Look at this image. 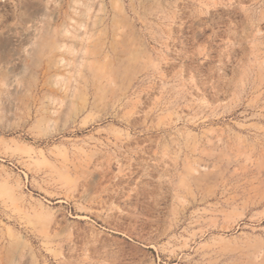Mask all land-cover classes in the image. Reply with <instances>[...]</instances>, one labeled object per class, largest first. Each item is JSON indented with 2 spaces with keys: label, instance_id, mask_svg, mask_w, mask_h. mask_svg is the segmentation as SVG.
Listing matches in <instances>:
<instances>
[{
  "label": "rangeland",
  "instance_id": "obj_1",
  "mask_svg": "<svg viewBox=\"0 0 264 264\" xmlns=\"http://www.w3.org/2000/svg\"><path fill=\"white\" fill-rule=\"evenodd\" d=\"M0 264H264V0H0Z\"/></svg>",
  "mask_w": 264,
  "mask_h": 264
}]
</instances>
